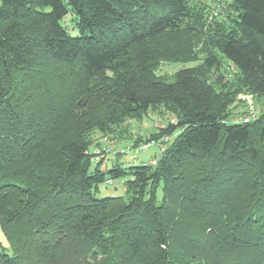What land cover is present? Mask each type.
Masks as SVG:
<instances>
[{"label": "trees", "instance_id": "1", "mask_svg": "<svg viewBox=\"0 0 264 264\" xmlns=\"http://www.w3.org/2000/svg\"><path fill=\"white\" fill-rule=\"evenodd\" d=\"M235 5L204 62L165 79L201 30L190 0H0V264H264V110L233 120L207 78L226 62L264 98V0ZM157 106L177 119L151 134L170 135L155 163L90 151Z\"/></svg>", "mask_w": 264, "mask_h": 264}, {"label": "rangeland", "instance_id": "2", "mask_svg": "<svg viewBox=\"0 0 264 264\" xmlns=\"http://www.w3.org/2000/svg\"><path fill=\"white\" fill-rule=\"evenodd\" d=\"M190 2L192 5L193 19L195 18V21L201 25V30L195 39V44L190 47L188 52L185 54L182 53L179 58L162 59L159 62L157 66V72L165 79L173 78L176 71L181 68L202 64L210 50L208 48V44L210 42L209 37L211 36L210 33L217 35V31H229L230 29H234L236 26L234 22V19L237 17L235 0H190ZM216 9H219L218 15L214 14ZM75 21V14L70 8L68 14L62 20V24L67 28L71 35H76L79 33L78 28L75 25ZM183 37L185 39L186 35ZM186 46L188 48L189 43H187ZM64 68H66L65 65L56 64L52 67V71L58 72ZM68 77L71 78L72 76ZM207 78L211 83L215 84L221 89L222 87L225 89L230 87L231 92L229 93L232 95V97L230 98L231 104L229 105L228 109H230V112L232 113L233 120H235L239 115L246 113L248 107L247 96L252 93L247 92L241 87L239 84V75L233 66L223 62L219 68L218 64V67L215 66L208 70ZM71 80L72 78L70 81ZM225 96L229 97L226 94ZM254 100L257 106H261L264 98L259 100L254 95ZM176 119L177 115L167 107H154L153 109L144 113L141 117H128L122 123L111 126V128L105 132H102L98 129L94 130L91 133L92 143L90 146V151L94 152L96 148H101L102 146L106 147L108 145H113L115 148H130V146L136 145L137 143V146H139L145 140L153 139L151 134L159 132L169 123L176 122ZM164 147L165 145L162 146L160 144L151 145L146 151L140 152L137 158H133L131 156V152L121 154L119 157L113 156L114 158H110L106 166L111 165L115 161L119 160H122L125 165L140 164L152 159L153 161L151 162L155 163L156 157L159 156L161 149ZM94 165L95 164H93V166ZM127 177L128 176H124L120 179H117L113 184L108 182L101 184L99 186L98 195H124L125 188L123 181ZM0 241H2L4 245L8 246V241L1 230V226Z\"/></svg>", "mask_w": 264, "mask_h": 264}, {"label": "built area", "instance_id": "3", "mask_svg": "<svg viewBox=\"0 0 264 264\" xmlns=\"http://www.w3.org/2000/svg\"><path fill=\"white\" fill-rule=\"evenodd\" d=\"M218 11L219 9H216V11L214 12L215 15H218ZM247 103H248V107H247V111L245 114L239 115L235 121L238 122H248L250 120H252L256 115H258L262 110H264V101L262 103L261 106H257L255 100H254V95L250 94L247 96ZM170 139V135H163L161 136L158 140H154V139H148L145 140L143 143H141L139 146H136L134 148L130 147V148H115L113 145L112 146H106L105 150L108 153H112V154H116V153H126V152H131V156L132 157H136V155H138L140 152L146 151L151 145L154 144H160L162 146L165 145V143ZM110 184L114 183V180L109 179L107 181Z\"/></svg>", "mask_w": 264, "mask_h": 264}]
</instances>
